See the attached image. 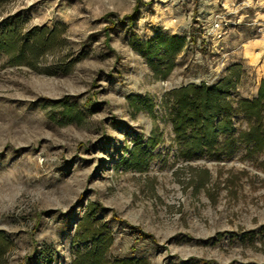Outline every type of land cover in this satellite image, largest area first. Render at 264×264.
Instances as JSON below:
<instances>
[{
	"label": "rangeland",
	"instance_id": "rangeland-1",
	"mask_svg": "<svg viewBox=\"0 0 264 264\" xmlns=\"http://www.w3.org/2000/svg\"><path fill=\"white\" fill-rule=\"evenodd\" d=\"M14 14L27 29L66 30L41 72L0 56V264H74L94 242L106 264H264L263 171L244 149L188 159L165 103L236 64L246 75L235 95H258L264 0L0 5V21ZM159 34L187 40L167 77L168 62L154 67L137 50ZM249 49L262 55L256 64ZM61 60L70 73H54Z\"/></svg>",
	"mask_w": 264,
	"mask_h": 264
},
{
	"label": "trees",
	"instance_id": "trees-1",
	"mask_svg": "<svg viewBox=\"0 0 264 264\" xmlns=\"http://www.w3.org/2000/svg\"><path fill=\"white\" fill-rule=\"evenodd\" d=\"M8 1L0 0V5ZM65 30V25L27 29L19 14L9 15L0 21V56L6 57L11 67L23 65L41 72L40 63L49 54L55 53V47L59 46ZM186 44V38L159 34L151 41L140 42L137 50L154 67L155 60L160 65L168 62L164 71V76L167 77L173 71L176 58L186 48ZM71 68L68 62H61L54 73L68 74ZM49 70L46 72L50 73ZM155 70L161 71L162 68L159 66ZM245 75L244 66L236 64L213 86L206 83L191 84L167 94L169 99L165 103L168 105L177 139L185 146L188 159L199 153L216 161L231 160L244 149L242 159L251 161L264 173V79L255 98H240L235 92ZM161 141L162 136L154 135L149 141L152 150ZM149 156L146 150L142 152L141 160H144L146 167L140 166L138 170L147 168ZM204 174L205 179L210 181V172L205 171ZM95 207H90L91 218L97 214ZM90 238L92 237L88 239ZM101 252L98 243L94 242L91 257H78L74 264H106L104 254L95 257Z\"/></svg>",
	"mask_w": 264,
	"mask_h": 264
},
{
	"label": "crops",
	"instance_id": "crops-1",
	"mask_svg": "<svg viewBox=\"0 0 264 264\" xmlns=\"http://www.w3.org/2000/svg\"><path fill=\"white\" fill-rule=\"evenodd\" d=\"M263 44L264 43H262V41H261V42L257 43L256 46H258L262 50V46H264ZM261 56L262 55L260 53H258L257 51H253L252 49L248 50L247 58H248L250 64H256L261 59Z\"/></svg>",
	"mask_w": 264,
	"mask_h": 264
}]
</instances>
